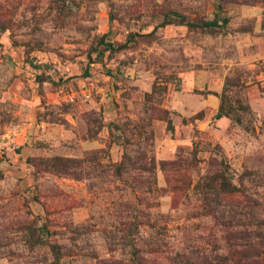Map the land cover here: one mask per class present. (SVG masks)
<instances>
[{
    "label": "rangeland",
    "instance_id": "rangeland-1",
    "mask_svg": "<svg viewBox=\"0 0 264 264\" xmlns=\"http://www.w3.org/2000/svg\"><path fill=\"white\" fill-rule=\"evenodd\" d=\"M249 215L264 0H0V264H255Z\"/></svg>",
    "mask_w": 264,
    "mask_h": 264
},
{
    "label": "trees",
    "instance_id": "trees-1",
    "mask_svg": "<svg viewBox=\"0 0 264 264\" xmlns=\"http://www.w3.org/2000/svg\"><path fill=\"white\" fill-rule=\"evenodd\" d=\"M215 25H216L215 22H206V23L201 24L202 27H214ZM248 217H249V219L247 220V223L245 226L247 229V232L249 230L247 236L249 238L255 237V238H259L260 240H264V220L263 219L258 220V222L254 225V222L256 221L254 216L249 215ZM254 229L260 230L261 233H258L255 231V233L251 235L250 231H252V230L254 231ZM179 256H180V254H177L175 258L177 259V258H179ZM247 257H253V258L257 259L255 264H264V252L257 251V249L252 251L249 255H247Z\"/></svg>",
    "mask_w": 264,
    "mask_h": 264
}]
</instances>
